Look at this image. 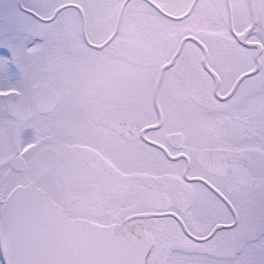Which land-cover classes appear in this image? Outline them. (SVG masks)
I'll return each instance as SVG.
<instances>
[{
    "label": "snow or ice",
    "instance_id": "6c2138e0",
    "mask_svg": "<svg viewBox=\"0 0 264 264\" xmlns=\"http://www.w3.org/2000/svg\"><path fill=\"white\" fill-rule=\"evenodd\" d=\"M0 264H264V0H0Z\"/></svg>",
    "mask_w": 264,
    "mask_h": 264
}]
</instances>
